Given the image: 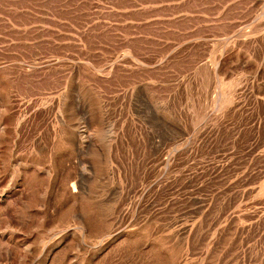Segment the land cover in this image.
Segmentation results:
<instances>
[{"label": "rangeland", "instance_id": "1", "mask_svg": "<svg viewBox=\"0 0 264 264\" xmlns=\"http://www.w3.org/2000/svg\"><path fill=\"white\" fill-rule=\"evenodd\" d=\"M0 264H264V0H0Z\"/></svg>", "mask_w": 264, "mask_h": 264}]
</instances>
